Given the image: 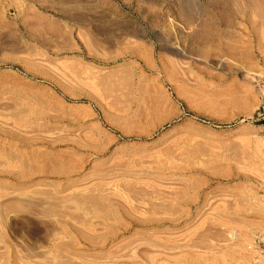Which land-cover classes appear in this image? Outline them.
<instances>
[{
	"label": "rangeland",
	"instance_id": "rangeland-1",
	"mask_svg": "<svg viewBox=\"0 0 264 264\" xmlns=\"http://www.w3.org/2000/svg\"><path fill=\"white\" fill-rule=\"evenodd\" d=\"M0 264H264V0H0Z\"/></svg>",
	"mask_w": 264,
	"mask_h": 264
}]
</instances>
